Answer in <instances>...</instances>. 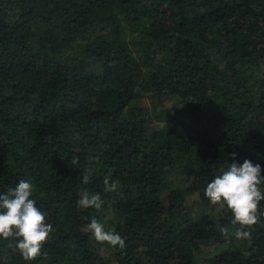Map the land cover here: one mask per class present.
I'll return each mask as SVG.
<instances>
[{
	"label": "trees",
	"instance_id": "16d2710c",
	"mask_svg": "<svg viewBox=\"0 0 264 264\" xmlns=\"http://www.w3.org/2000/svg\"><path fill=\"white\" fill-rule=\"evenodd\" d=\"M245 159L264 175V0H0V194L30 181L53 225L33 261L0 237V264H264V216L226 240L204 195Z\"/></svg>",
	"mask_w": 264,
	"mask_h": 264
},
{
	"label": "clouds",
	"instance_id": "9594fccd",
	"mask_svg": "<svg viewBox=\"0 0 264 264\" xmlns=\"http://www.w3.org/2000/svg\"><path fill=\"white\" fill-rule=\"evenodd\" d=\"M235 161L236 154H232ZM78 158H72V164H78ZM94 169H85L81 179L88 184ZM260 164H253L245 159L242 164L233 162L227 165L226 170L220 172L208 183L204 195L213 205L221 209L227 208L233 215V225H239L234 233L228 228L221 227L219 231L227 240L234 235L237 240H250L251 231L245 230L258 223L264 212L258 213V204L264 200V192L258 188L264 182ZM111 175L104 177L103 184L106 192H115L117 183L111 182ZM35 188L25 179L19 180L15 187H9L5 194H0V237L18 239L16 248L25 261H33L42 255L41 246L53 231V225L46 223V214L37 207V201L32 199ZM77 207L81 210L94 208L100 210L104 201L100 194L82 191L79 193ZM88 230L98 242H107L121 249L125 241L114 229H107L105 225L93 218L87 225ZM46 258L47 253H43Z\"/></svg>",
	"mask_w": 264,
	"mask_h": 264
},
{
	"label": "rangeland",
	"instance_id": "374dc122",
	"mask_svg": "<svg viewBox=\"0 0 264 264\" xmlns=\"http://www.w3.org/2000/svg\"><path fill=\"white\" fill-rule=\"evenodd\" d=\"M196 200H197V197L194 196V197H192V198L189 200V203L191 204V203H193V202L196 201ZM194 204H195V202H194ZM195 205H196V207H194V208L192 209V211H193L194 214H197V204H195ZM107 218H108V220H109V219H112V218H113V215H111V214L108 213V214H107ZM207 250H208L209 253H213V252L215 251L213 247H209ZM101 253L103 254L104 258L113 260V259L111 258V256H110V252L104 250V246H102V251H101ZM113 264H115V263H113Z\"/></svg>",
	"mask_w": 264,
	"mask_h": 264
}]
</instances>
